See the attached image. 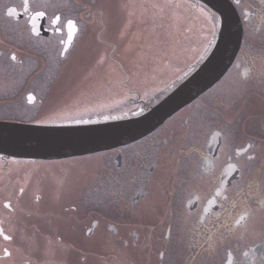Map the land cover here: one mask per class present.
I'll return each instance as SVG.
<instances>
[{"label": "rangeland", "instance_id": "374dc122", "mask_svg": "<svg viewBox=\"0 0 264 264\" xmlns=\"http://www.w3.org/2000/svg\"><path fill=\"white\" fill-rule=\"evenodd\" d=\"M95 1H91V7L94 9L100 7V13L105 14V17L103 16L104 24L94 27L100 29V33L104 27L106 30L105 34L98 36V38L95 37L96 42L103 45L98 52L101 51L100 56L103 59V65H105L104 73L102 74V68H100V76H93V73H89L90 77L87 79V68L75 69L74 80L68 79V84H65L67 87L65 92L67 93L59 94L56 91L46 93L47 83L54 75H52L53 68L57 66L58 60H54L48 65L51 66L45 75H49L48 77L39 78L29 83V87L39 93L36 96L39 100L38 103L19 105L20 101L14 97H20V100L24 102V96L3 97L7 100L12 99L8 101L7 108L2 109L9 112L6 114L7 117L29 120L32 123H53V121L58 123L67 119H89L92 115H120L131 112V110H138L140 105L149 104L172 81L177 80L191 68L192 65L189 66V64L199 60L206 49L211 46L217 32L214 15L202 7L195 6L193 2H190L192 0H106L104 4L99 5ZM256 1L258 2V12L264 15V7L259 4L260 0ZM78 8L79 5L74 2V16L77 14L76 9ZM263 20L264 17L257 22V26H253L245 32L236 61L216 85L202 94L200 99H196L177 115H174L173 118L166 121L155 137H145L124 147L123 167L120 170H117L114 159L117 151L83 156L77 159V163L69 161L70 164L75 165L73 167H76L70 171V178L78 180L82 177L85 180V189L88 188L89 201L92 204L99 202L101 204L102 202L107 209H115L118 205L119 195L116 190L121 189L125 191L121 196L126 199V203L129 205V195L135 186H128V180L138 178V174L146 172L147 167L150 168V165L155 162L159 168L156 172L154 171L155 175L152 179L159 182L156 177L158 174H164L163 179L167 178L177 168L179 169V165L173 164L182 157H186L185 153H191L192 149H198L202 152L203 143L212 131H217V134L222 132L219 154L224 159L228 158L229 155H234V146L244 147L246 141L252 143L251 148L255 147L254 152L263 148ZM100 26L101 28H99ZM237 61L239 66L236 65ZM99 62L102 61H96L91 68L101 66ZM246 67L249 71L243 75V68ZM65 80L62 79L61 85ZM72 88L73 90L70 91ZM83 88L85 89L84 92ZM73 91L77 93L81 91L86 96H79L80 93L69 96ZM135 98L138 99V102L142 100L140 104L136 102L137 99ZM2 112L0 111L1 116ZM176 130L180 133L175 142ZM172 132H174L173 135H170ZM162 136L169 140L167 146L161 144ZM171 143L172 145L175 143V147L172 148ZM155 148L157 152L154 151ZM181 150H183V154H180ZM250 152H252L251 149ZM171 153L175 159L170 158ZM193 153L188 157L196 158L199 156L198 153ZM259 153L264 155L262 152ZM243 158L245 157H240L238 160L240 168H243ZM100 162L104 167L102 169H98L99 165L97 164ZM250 162L252 163L250 164ZM20 163L25 162L12 160L5 163L0 159V175L2 174L0 176V223H3L5 232L7 231L12 235L11 242H5L0 236V264H36V258L40 260L41 257L42 264H48L47 260L50 256L45 247L49 245L43 244L46 243L44 240L36 238L38 235L34 230L36 229L35 226L41 228L39 224L42 223L45 238L50 236L51 234L48 233L47 235L44 232L49 222L38 217L33 190L37 188L35 182L38 181V175L46 173L53 176L52 167L49 162H43L39 165L26 163L23 166H20ZM248 166L252 169V167H258V163L249 161ZM41 167L42 169L39 170ZM18 168L23 170L18 172ZM62 169L61 165L55 169L59 176L58 181L65 178ZM14 172L16 173L13 174ZM52 176L45 178L52 182L57 181ZM246 178L247 176L242 174L239 181H235L233 188H242L244 186L243 180ZM23 179L24 183L27 179L31 184L28 185L26 192L23 191L19 194V183ZM148 181H150V177ZM163 183L165 181L160 184L163 185ZM152 184L151 182V186ZM158 185L155 189L156 194L165 197L164 191L161 192ZM68 188L69 186L66 185L62 195L64 199L70 195ZM7 201L10 202V210L5 208L4 202ZM146 201L148 202L149 198ZM140 203L135 206L131 205L135 209L130 212L127 210L120 211L113 220L114 222L117 220L115 224H119L120 227L125 226L128 230L140 229L146 238L152 228L149 223H155L158 216L162 214L160 208L162 209L163 206L157 203L158 205L154 204L153 211L150 208L145 212L139 205ZM69 207L70 205H68ZM68 208L62 209L64 217L71 214ZM39 210H43V208H39ZM44 211H50V209ZM7 216L8 220L6 219ZM159 219L158 224H154V246L151 250V259L154 260V264L158 260V250L164 245L162 235L166 220L161 222L163 218ZM53 221L55 218L49 223L51 224L50 233ZM58 221H62V219ZM127 232L126 228L123 231L121 228V234H127ZM24 235L26 239L22 242L20 236ZM104 236L107 240L110 238L106 233ZM84 239L87 241L86 238ZM106 239L104 238L103 244L99 245L101 249H104L103 251L107 252L103 261L98 260L101 256L97 250L98 241L89 240L88 248L92 254L89 252L88 264H130L131 260L135 263L148 261L147 253L141 252L136 255V252L134 254L133 251L127 250L126 247L128 246H123L121 240H117V243L122 247L121 250L119 252L112 250L109 247L110 241ZM36 241L41 244L42 249L34 244ZM130 244L131 240H129ZM177 244H175L174 249L175 255L179 247V243ZM5 248H9L10 251L8 260L2 257ZM186 248H188L187 244ZM59 252L56 253L57 256L62 255ZM126 253L127 255H123ZM191 253L190 251L189 254ZM171 254L173 258L174 254L172 252ZM43 257H48V259H43ZM172 264L178 263L174 260Z\"/></svg>", "mask_w": 264, "mask_h": 264}, {"label": "flooded vegetation", "instance_id": "af4514ba", "mask_svg": "<svg viewBox=\"0 0 264 264\" xmlns=\"http://www.w3.org/2000/svg\"><path fill=\"white\" fill-rule=\"evenodd\" d=\"M91 1L95 0H29L26 11L24 0H0V111H3L0 118L7 117L6 114L9 112L4 110L7 108L8 101L12 100L4 99L5 96H24V102L20 100V97H14L20 101L19 105H33L39 102L36 97H33L38 96L39 93L30 88L29 83L48 77L49 75L45 76L51 67L48 65L54 60H58L57 66L53 68L52 75H54L47 83L46 93L53 91L59 94L67 93L65 84H68V79L74 80L75 69L87 68V79L90 77L89 73L100 76V68H102V74L104 73L105 65L100 56L101 51L98 52L103 45L97 43L95 37L105 34L106 30L104 27L100 33V29L94 27L104 24L105 14L100 13V7L92 8ZM105 1L96 0L95 2L99 5L104 4ZM231 1L243 21L244 33L253 26H257V22L264 17L263 13L258 12L256 0ZM74 2L79 5L76 9L78 15L75 13V16ZM259 4L264 7V0H260ZM9 9H14V14L10 15ZM37 10L45 11L46 15L36 18V31H32L31 18ZM53 14L62 16L59 25L53 23ZM68 20L75 22L74 29L68 26ZM13 56L15 59H12ZM96 61H102L99 62L101 66L91 68ZM236 65H240L238 61ZM62 79H66L63 85H61ZM72 90L73 88L70 91ZM79 93V96H86L81 91L78 93L73 91L69 96ZM30 95L33 97L31 101L28 99ZM162 125L146 137H155L162 129ZM179 133L176 130L175 142ZM222 137L221 131L219 134L217 131H212L203 143L202 152L198 149L191 150V153H198V157L191 158L188 157L191 153H185L186 157H182L173 164L179 165V169L177 168L172 175L165 179H163L164 174L156 176L159 182L152 179L159 165L156 162L152 163L150 168L147 167L146 172L138 174V178L128 180V186H135L129 195V205L121 196L125 191L116 190L119 195L115 209H107L102 202L92 204L89 201L88 188L85 189V180L82 177L78 180L70 178V171L76 167H73L74 164H70L69 161L77 163V159L82 157L50 163L54 177L51 174L41 173V177L38 175V181L35 182L37 188L33 190L38 217H42L49 223L55 218L51 233L49 229L51 224L47 223L45 227L44 232L47 235L51 234L46 238L42 231V223L39 224L41 228L37 226H35L36 229L34 228L38 235L36 238L44 240L46 243L43 244L49 245L45 249L49 251L50 258L43 257V259H48V264H88L89 252L92 254L88 243L89 240H93L98 241L97 250L101 254L98 260L103 261L107 252L103 251L104 249H101L99 245L103 244L104 238L106 239L104 236L106 233L110 236L108 240L106 239L110 241L109 247L114 251L121 250L122 247L117 243V240H121L123 246H128L127 250L133 251L134 254L135 252L136 255L141 252L147 253L146 263L142 261L135 263L131 260L130 264H154V260L151 259V250L154 246V224H158L159 218L162 217L161 222L166 220L162 235L164 245L158 250L157 258L159 259L156 264H172L174 260L178 264H264V155L259 153H264V144L260 151L254 152L255 147L251 148L252 143L246 141L244 147L234 146V155L224 159L219 154ZM161 140L163 146L169 144L165 136H162ZM174 144L171 143L172 148L175 147ZM127 146L129 145L116 150L117 153L120 151L119 160H116L117 170L123 167L124 147ZM154 151L157 152L156 148ZM180 154H183V150ZM240 157H245L242 161L243 168L238 165ZM170 158L175 159L173 154ZM249 161L258 163V167L249 168ZM58 165L62 166L63 174H65V178L59 181V176L55 172ZM97 165H99L98 169L104 168L101 162ZM41 169L42 167L39 170ZM18 170L21 172L23 169L18 168ZM242 174L247 176L243 180L244 186L234 189L235 181H239ZM46 176H52L57 181L52 182L46 179ZM149 177L150 181H148ZM118 180L120 182V179ZM163 181L165 183L161 185ZM23 184L24 190L31 183L27 179L24 183L23 179L19 186ZM66 185L69 186L70 195L64 199L62 195ZM156 185L161 192L164 191L165 197L156 194ZM139 189L144 191L141 196H137ZM147 198H149L148 202ZM138 203L145 212L150 208L153 211L154 204L159 203L163 206L162 209L160 208L162 214L158 216L159 220H155L153 224L149 223L152 228L146 238L140 229L128 230L125 226L120 227L119 224H115L117 220L116 222L113 220L120 211L130 212L135 209L131 205L135 206ZM4 205H8L5 208L9 209L8 203L4 202ZM68 205H70L69 208ZM65 206L71 213L66 217L62 211L66 208ZM48 209L50 211H44ZM6 219L8 220V216ZM59 219L62 221H58ZM1 225L5 231L2 222ZM121 228L122 231L126 228L127 234H121ZM25 239V235L20 236L22 242ZM129 240H131L130 245ZM177 243H179L177 249L179 253L176 251L175 255L174 249ZM34 244L38 245L37 247L41 245L38 241ZM40 248L42 249V246ZM34 251H36L35 248ZM58 251L62 254L61 256L56 255ZM190 251L193 256L189 254ZM171 252L174 254L173 258ZM9 256L4 258L8 260ZM38 263L42 264V257L40 260L36 258V264Z\"/></svg>", "mask_w": 264, "mask_h": 264}, {"label": "water", "instance_id": "95a60500", "mask_svg": "<svg viewBox=\"0 0 264 264\" xmlns=\"http://www.w3.org/2000/svg\"><path fill=\"white\" fill-rule=\"evenodd\" d=\"M216 13L215 38L205 55L153 109L138 116L89 123L36 124L0 121V156L54 159L124 144L146 134L172 112L211 87L226 72L240 45L242 28L228 0H198Z\"/></svg>", "mask_w": 264, "mask_h": 264}, {"label": "snow or ice", "instance_id": "6c2138e0", "mask_svg": "<svg viewBox=\"0 0 264 264\" xmlns=\"http://www.w3.org/2000/svg\"><path fill=\"white\" fill-rule=\"evenodd\" d=\"M28 6H29V0H24V8L25 10L27 11L28 9ZM15 10L14 9H9V14H14ZM46 15V12L45 11H40V10H37L35 12V15L31 18L32 21H33V27H32V31H36V28H35V20L36 18L38 17H43ZM54 15V19H53V23L59 25L61 20H62V16L61 15H56V14H53ZM67 24L70 28H75V22L73 20H68L67 21ZM12 59H15V56L12 57ZM28 99L31 101L33 99V97L30 95L28 97ZM105 119H107V117H105ZM75 123H89L90 121H85V120H75L74 121ZM23 191V189H21V192ZM5 207H8V205H5ZM0 236H3V239L5 241H11L12 240V236L10 235H6L4 234V229L2 227H0ZM3 254L4 256H9L10 255V252L7 248H5L3 250Z\"/></svg>", "mask_w": 264, "mask_h": 264}, {"label": "bare ground", "instance_id": "6f19581e", "mask_svg": "<svg viewBox=\"0 0 264 264\" xmlns=\"http://www.w3.org/2000/svg\"><path fill=\"white\" fill-rule=\"evenodd\" d=\"M195 6H197V5H195ZM208 12L210 13V11H208ZM228 71H229V70H228ZM222 78H223V77H222ZM215 85H216V84H215ZM191 103H192V102H191ZM191 103H190V104H191ZM188 105H189V104H188ZM186 107H187V106H186Z\"/></svg>", "mask_w": 264, "mask_h": 264}]
</instances>
